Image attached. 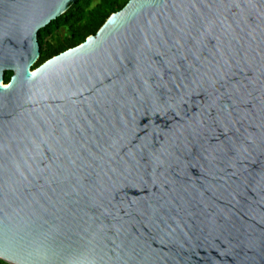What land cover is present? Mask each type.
Segmentation results:
<instances>
[{"label":"water","instance_id":"obj_1","mask_svg":"<svg viewBox=\"0 0 264 264\" xmlns=\"http://www.w3.org/2000/svg\"><path fill=\"white\" fill-rule=\"evenodd\" d=\"M74 1L0 0V259L264 264V0H128L33 68Z\"/></svg>","mask_w":264,"mask_h":264},{"label":"trees","instance_id":"obj_2","mask_svg":"<svg viewBox=\"0 0 264 264\" xmlns=\"http://www.w3.org/2000/svg\"><path fill=\"white\" fill-rule=\"evenodd\" d=\"M128 0H75L60 16L38 31L40 55L33 68L48 58L74 47L93 35L114 12ZM12 71H5L4 82ZM0 264H9L0 259Z\"/></svg>","mask_w":264,"mask_h":264}]
</instances>
